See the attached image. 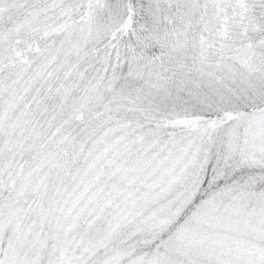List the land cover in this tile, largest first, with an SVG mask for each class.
<instances>
[{"label": "snow or ice", "instance_id": "obj_1", "mask_svg": "<svg viewBox=\"0 0 264 264\" xmlns=\"http://www.w3.org/2000/svg\"><path fill=\"white\" fill-rule=\"evenodd\" d=\"M0 264H264V0H0Z\"/></svg>", "mask_w": 264, "mask_h": 264}]
</instances>
